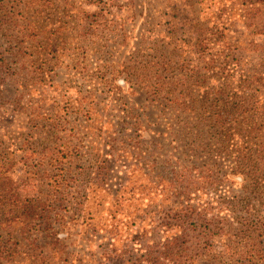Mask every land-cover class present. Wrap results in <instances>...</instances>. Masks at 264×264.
I'll return each instance as SVG.
<instances>
[{
	"label": "rangeland",
	"instance_id": "374dc122",
	"mask_svg": "<svg viewBox=\"0 0 264 264\" xmlns=\"http://www.w3.org/2000/svg\"><path fill=\"white\" fill-rule=\"evenodd\" d=\"M0 55V264H264V0H0Z\"/></svg>",
	"mask_w": 264,
	"mask_h": 264
},
{
	"label": "trees",
	"instance_id": "16d2710c",
	"mask_svg": "<svg viewBox=\"0 0 264 264\" xmlns=\"http://www.w3.org/2000/svg\"><path fill=\"white\" fill-rule=\"evenodd\" d=\"M5 59L0 55V74H2V67ZM7 170V169H6ZM0 190L5 192V197L7 198L8 205L11 207L8 212L11 214L6 215V221L10 222V227L14 226L16 232L24 231L21 227H17L18 222H22L26 227L30 224L33 225V221L38 217V211L28 207L25 202L22 200L20 193L17 190L15 179L9 174L8 171H4L0 174ZM3 197V196H1ZM35 201L32 202V204ZM14 222V224H12ZM31 225L28 229V232L31 228ZM25 229V228H24Z\"/></svg>",
	"mask_w": 264,
	"mask_h": 264
}]
</instances>
